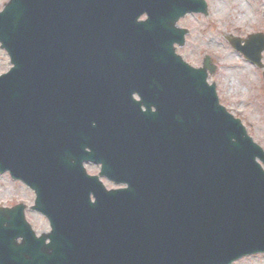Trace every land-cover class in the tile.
Listing matches in <instances>:
<instances>
[{
  "label": "water",
  "instance_id": "obj_1",
  "mask_svg": "<svg viewBox=\"0 0 264 264\" xmlns=\"http://www.w3.org/2000/svg\"><path fill=\"white\" fill-rule=\"evenodd\" d=\"M189 12L206 3L10 0L0 12L14 65L0 77V173L36 192L56 264H232L264 253V151L207 84L210 59L194 69L176 54ZM229 40L264 68V34ZM86 162L128 188L107 191ZM24 212L0 209V229L30 231Z\"/></svg>",
  "mask_w": 264,
  "mask_h": 264
},
{
  "label": "rangeland",
  "instance_id": "obj_2",
  "mask_svg": "<svg viewBox=\"0 0 264 264\" xmlns=\"http://www.w3.org/2000/svg\"><path fill=\"white\" fill-rule=\"evenodd\" d=\"M7 1L0 0V10ZM207 1L211 16L206 18L203 15H189L180 22V26L188 28L191 34L187 38L186 47L179 49V53L189 65L197 68L202 66L206 55L213 58L218 66V71L211 81L215 80L218 84L221 103L243 121L249 134L264 149V81L262 71L236 52L226 40L228 35L245 39L252 34L264 33V12L255 15L251 23L238 25L235 28L231 26V22L225 15H220L219 20L217 18V20H213L211 10L214 12L218 3L217 0ZM219 5L222 4L219 3ZM224 6L226 11L231 8L227 2ZM231 60L236 65L246 67L248 75L230 81L228 73L231 71L228 67ZM10 68L8 55L0 49V75ZM234 72L237 74L242 70L236 69ZM236 74H233L234 78ZM86 169L90 175L99 173V167L92 164L86 165ZM103 182L108 189L117 188L107 180H103ZM34 198V194L22 183L12 181L8 174L0 176V207H11L21 202L33 205ZM28 220L41 224L43 230L48 229L47 220L39 215L28 213ZM235 264H264V255L245 258Z\"/></svg>",
  "mask_w": 264,
  "mask_h": 264
},
{
  "label": "bare ground",
  "instance_id": "obj_3",
  "mask_svg": "<svg viewBox=\"0 0 264 264\" xmlns=\"http://www.w3.org/2000/svg\"><path fill=\"white\" fill-rule=\"evenodd\" d=\"M226 2L231 6L228 11H226L227 9L224 6ZM217 3L218 5L215 11L213 12L211 10L213 20H219L220 15H225L231 22V26L235 28H237L238 25L242 26L243 24L251 23L255 15H260L264 12V0H217ZM219 3L222 5H219ZM228 68L231 71L228 73V79L230 81L243 78V75H248V72H246L247 68L236 65L233 60H231ZM236 69H241L243 73L236 74V72H234ZM233 74H236L235 78Z\"/></svg>",
  "mask_w": 264,
  "mask_h": 264
},
{
  "label": "flooded vegetation",
  "instance_id": "obj_4",
  "mask_svg": "<svg viewBox=\"0 0 264 264\" xmlns=\"http://www.w3.org/2000/svg\"><path fill=\"white\" fill-rule=\"evenodd\" d=\"M37 234L38 235H40L38 232H37ZM2 255L0 254V257H1ZM41 255L39 254V253H37V254H34V257H36V258H39ZM29 257V256H28ZM0 264H3V260H0ZM26 264H39V263H31L30 261H28V262H26ZM41 264H43V263H41Z\"/></svg>",
  "mask_w": 264,
  "mask_h": 264
}]
</instances>
